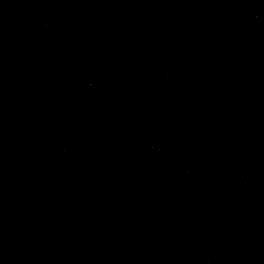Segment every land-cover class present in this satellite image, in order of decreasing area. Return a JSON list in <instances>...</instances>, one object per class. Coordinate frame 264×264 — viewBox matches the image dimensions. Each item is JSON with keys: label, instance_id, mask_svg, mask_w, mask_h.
Here are the masks:
<instances>
[{"label": "water", "instance_id": "95a60500", "mask_svg": "<svg viewBox=\"0 0 264 264\" xmlns=\"http://www.w3.org/2000/svg\"><path fill=\"white\" fill-rule=\"evenodd\" d=\"M0 264H264V0H3Z\"/></svg>", "mask_w": 264, "mask_h": 264}, {"label": "snow or ice", "instance_id": "6c2138e0", "mask_svg": "<svg viewBox=\"0 0 264 264\" xmlns=\"http://www.w3.org/2000/svg\"><path fill=\"white\" fill-rule=\"evenodd\" d=\"M0 6H3V0H0Z\"/></svg>", "mask_w": 264, "mask_h": 264}]
</instances>
